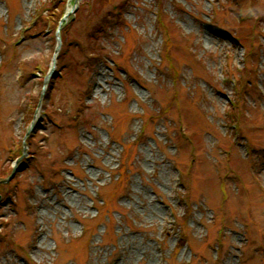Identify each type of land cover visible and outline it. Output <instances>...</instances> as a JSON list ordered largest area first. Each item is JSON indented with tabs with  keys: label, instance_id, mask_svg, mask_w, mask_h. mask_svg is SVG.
<instances>
[{
	"label": "rangeland",
	"instance_id": "374dc122",
	"mask_svg": "<svg viewBox=\"0 0 264 264\" xmlns=\"http://www.w3.org/2000/svg\"><path fill=\"white\" fill-rule=\"evenodd\" d=\"M62 3L0 0V264H264V0H77L44 92Z\"/></svg>",
	"mask_w": 264,
	"mask_h": 264
},
{
	"label": "trees",
	"instance_id": "16d2710c",
	"mask_svg": "<svg viewBox=\"0 0 264 264\" xmlns=\"http://www.w3.org/2000/svg\"><path fill=\"white\" fill-rule=\"evenodd\" d=\"M54 8H58V10H59V12H58V14H55V11L52 9L51 11H50V13H49V15L50 16H54V18L57 16V17H59L60 16V13L62 12V8H61V5H60V7L58 6V5H54ZM61 37H62V40H64L63 38H64V36H63V33H62V31H61ZM9 172V171H8Z\"/></svg>",
	"mask_w": 264,
	"mask_h": 264
},
{
	"label": "bare ground",
	"instance_id": "6f19581e",
	"mask_svg": "<svg viewBox=\"0 0 264 264\" xmlns=\"http://www.w3.org/2000/svg\"><path fill=\"white\" fill-rule=\"evenodd\" d=\"M154 207H155V209H157L158 210V212H160L161 210H160V208L157 206V205H154ZM151 259V258H150ZM149 259V261H148V263H150L151 261H152V259L150 260Z\"/></svg>",
	"mask_w": 264,
	"mask_h": 264
},
{
	"label": "water",
	"instance_id": "95a60500",
	"mask_svg": "<svg viewBox=\"0 0 264 264\" xmlns=\"http://www.w3.org/2000/svg\"><path fill=\"white\" fill-rule=\"evenodd\" d=\"M58 47H59V41H58V43H57L56 50H57ZM49 73H50V72H49ZM49 73L47 74V76L49 75ZM47 76H46V78H47Z\"/></svg>",
	"mask_w": 264,
	"mask_h": 264
}]
</instances>
